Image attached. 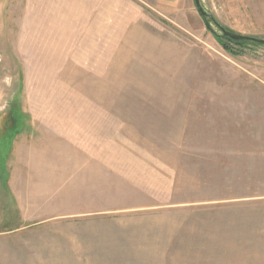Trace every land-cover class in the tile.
I'll return each instance as SVG.
<instances>
[{
	"label": "rangeland",
	"instance_id": "1",
	"mask_svg": "<svg viewBox=\"0 0 264 264\" xmlns=\"http://www.w3.org/2000/svg\"><path fill=\"white\" fill-rule=\"evenodd\" d=\"M41 1L21 0L14 10L12 1L0 0V21L45 19ZM199 1L209 30L195 0L157 9L119 0L111 29L85 25L71 11L82 26H71L67 49L50 40L32 49L28 27L21 43L0 34V174L8 179V162L96 161L124 169L131 184L152 187V196L166 185L179 189L176 200L163 192L160 201L131 207L182 204L216 215L223 202L264 195V180L254 177L264 164L253 154L264 146V46H237L221 32L264 40V0ZM222 41L239 54L230 55ZM228 147L245 153L216 150ZM216 215L183 218L197 222L199 232L205 223L209 228L198 235L200 249H183L176 260L264 264V250L219 248Z\"/></svg>",
	"mask_w": 264,
	"mask_h": 264
},
{
	"label": "crops",
	"instance_id": "2",
	"mask_svg": "<svg viewBox=\"0 0 264 264\" xmlns=\"http://www.w3.org/2000/svg\"><path fill=\"white\" fill-rule=\"evenodd\" d=\"M5 1H12L14 10L21 8L17 7L21 0ZM118 1L46 0L45 19L34 16L29 23L0 21V34L16 35L21 43L27 40L22 33L28 27L32 49L40 50L37 43L43 40L67 49L62 44L69 43L71 26L77 31L82 26L81 21H71V11L83 16L85 25L111 29L117 25ZM123 1L131 8L157 9L160 2L172 0ZM19 149L14 151L21 159L23 151ZM173 150L186 152L183 148ZM216 150L221 154L245 153L236 147ZM253 154L260 155L255 160L264 164V146ZM6 169L7 180L5 173L0 174V264H180L176 256L183 249H200L198 235L207 234L209 228L205 223L199 232L197 222L185 219L201 213L214 217L218 212L182 208V204L131 207L135 201H160L163 192L169 194L170 201L176 200L179 189L166 185L164 191L158 189L154 191L158 195L152 196V187L135 186L124 169L101 162L16 161L13 165L8 162ZM263 169L264 165L255 167L256 179L264 180ZM177 175L174 173L173 179ZM229 207L233 221L228 220ZM219 211L216 216L222 220L216 232L221 237V250H264V195L232 205L223 202Z\"/></svg>",
	"mask_w": 264,
	"mask_h": 264
},
{
	"label": "water",
	"instance_id": "3",
	"mask_svg": "<svg viewBox=\"0 0 264 264\" xmlns=\"http://www.w3.org/2000/svg\"><path fill=\"white\" fill-rule=\"evenodd\" d=\"M195 4H196V7H197L200 15L202 17H205L207 14L203 11V9H202V7L200 5V1L199 0H195ZM223 35L225 37H228L229 39H231L233 41H248V42H254L256 44L264 46V40H262V39L247 37V36H243V35H238V34H234V33H231V32H227L225 30L223 31Z\"/></svg>",
	"mask_w": 264,
	"mask_h": 264
},
{
	"label": "trees",
	"instance_id": "4",
	"mask_svg": "<svg viewBox=\"0 0 264 264\" xmlns=\"http://www.w3.org/2000/svg\"><path fill=\"white\" fill-rule=\"evenodd\" d=\"M203 20H204V23H205V26L207 27V29L209 30V23H207L205 20H207V15L205 17H203ZM223 31L224 29L221 28V32L223 34ZM221 39V38H220ZM222 39H225L226 41H228L229 43L231 44H234V45H237V46H245V45H255L256 43L254 42H248V41H233L231 39H229L228 37H225L223 35V38ZM221 39V40H222ZM221 45L223 46V48L232 56H236L238 55L239 53L233 51L230 47H228V45L222 41ZM256 45H259V44H256ZM261 46V45H260Z\"/></svg>",
	"mask_w": 264,
	"mask_h": 264
}]
</instances>
